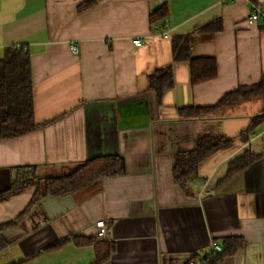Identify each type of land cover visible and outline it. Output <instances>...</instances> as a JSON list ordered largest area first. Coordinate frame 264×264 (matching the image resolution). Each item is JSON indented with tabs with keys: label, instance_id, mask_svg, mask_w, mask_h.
Here are the masks:
<instances>
[{
	"label": "crops",
	"instance_id": "1",
	"mask_svg": "<svg viewBox=\"0 0 264 264\" xmlns=\"http://www.w3.org/2000/svg\"><path fill=\"white\" fill-rule=\"evenodd\" d=\"M257 3L264 10V0ZM257 3L0 0V58L13 45L30 52L40 125L0 139V194L20 167L45 177L106 157L127 166L73 194L34 202L37 188L30 187L0 199V264H95L96 244L78 242L96 239L101 220L110 227L100 240L115 246L103 264H189L213 242L224 254L218 264H264V122L245 137L262 101L204 118L181 113L260 82L264 18L248 20ZM164 5L168 16L151 23ZM209 25L219 28L203 31ZM180 38L196 41L192 58L216 60L217 77L193 83L191 61L177 58ZM166 69L173 84L159 96L151 77ZM208 133L234 142L205 158L182 186L175 156ZM247 151L260 158L228 177ZM60 240L63 246L48 250Z\"/></svg>",
	"mask_w": 264,
	"mask_h": 264
},
{
	"label": "trees",
	"instance_id": "2",
	"mask_svg": "<svg viewBox=\"0 0 264 264\" xmlns=\"http://www.w3.org/2000/svg\"><path fill=\"white\" fill-rule=\"evenodd\" d=\"M252 1L257 3L258 0ZM167 16L168 7L164 5L159 11L151 15V23H158ZM217 28L219 27L216 25H209L203 31L216 30ZM178 40L175 45L177 58H189L191 61L193 83L204 82L217 77L218 67L215 59L192 58L191 51L196 41L192 42L190 38L185 40L180 38ZM172 84L171 69L160 71L151 77V88L157 90L159 96L162 95L165 89L171 87ZM33 86L30 52L23 45L7 47L4 56L0 58V139L19 137L33 132L40 127L35 118ZM253 100H261L262 108L251 118L250 126L245 133V137L249 140V134L253 133L257 126L264 122V75L260 82L256 84L240 85L237 90L228 93L215 106L187 107L181 110V113L186 118H204L210 115L226 113L228 110H233ZM233 142V138L223 133L199 135L196 140V146L192 151L181 152L175 156L174 174L177 182L185 186L205 158L219 150L232 146ZM259 158L250 151L237 157L230 164L228 177L247 168ZM18 170L19 177L13 181L8 191L0 194L1 200H6L30 187L37 188L34 202L46 195L64 196L73 194L84 188L94 186L103 176L126 173L127 166L125 160L121 157H106L94 159L69 170L64 168V171L52 176L41 177L36 167H20ZM41 186H44V190H42ZM95 237L96 239L83 240L78 243H95L97 246V260L95 264H103L110 258L112 252L115 250V246L113 243L100 240L103 238L98 235ZM65 242L66 240H60L49 247L48 250L58 249ZM223 255V250H218L214 254L205 257L202 260V264H218Z\"/></svg>",
	"mask_w": 264,
	"mask_h": 264
},
{
	"label": "built area",
	"instance_id": "3",
	"mask_svg": "<svg viewBox=\"0 0 264 264\" xmlns=\"http://www.w3.org/2000/svg\"><path fill=\"white\" fill-rule=\"evenodd\" d=\"M264 18V10H262V5L260 3L255 4V8L253 10V12L251 13V15L249 16V22L250 23H256L258 22L260 19ZM165 37H169L168 34H165ZM134 44L137 46H141L143 45V40L141 38H137L134 40ZM77 46L76 45H72V50L74 52L77 51ZM97 227H98V232L97 235L101 238H106L108 235V231H109V227H110V223L105 221V220H101L97 222ZM222 247L216 243L213 242L211 243L208 251L206 252V254L203 256V259L211 254H214L216 251L221 250ZM197 260V261H192L189 264H202V260Z\"/></svg>",
	"mask_w": 264,
	"mask_h": 264
}]
</instances>
